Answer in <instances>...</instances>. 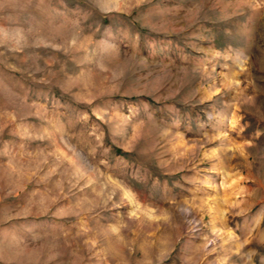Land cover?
I'll list each match as a JSON object with an SVG mask.
<instances>
[{
    "label": "rangeland",
    "instance_id": "374dc122",
    "mask_svg": "<svg viewBox=\"0 0 264 264\" xmlns=\"http://www.w3.org/2000/svg\"><path fill=\"white\" fill-rule=\"evenodd\" d=\"M0 264H264V0H0Z\"/></svg>",
    "mask_w": 264,
    "mask_h": 264
}]
</instances>
